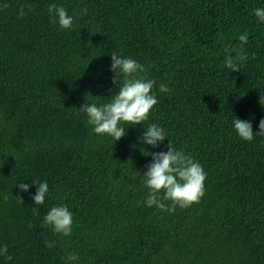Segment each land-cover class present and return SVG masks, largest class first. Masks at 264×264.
Masks as SVG:
<instances>
[{
  "label": "trees",
  "instance_id": "16d2710c",
  "mask_svg": "<svg viewBox=\"0 0 264 264\" xmlns=\"http://www.w3.org/2000/svg\"><path fill=\"white\" fill-rule=\"evenodd\" d=\"M51 4L79 14L71 30L52 22ZM257 7L264 0H0V245L12 257L0 264H264V137L245 142L232 126L235 116L255 132L264 117ZM113 52L155 82L143 126L158 124L203 166L198 203L146 207L141 148L166 149L142 144L141 125L116 142L97 136L79 111L86 94L102 103L115 92ZM237 54L232 72L224 60ZM31 180L48 183L44 205L35 186L15 187ZM59 204L73 213L67 237L42 224Z\"/></svg>",
  "mask_w": 264,
  "mask_h": 264
},
{
  "label": "clouds",
  "instance_id": "9594fccd",
  "mask_svg": "<svg viewBox=\"0 0 264 264\" xmlns=\"http://www.w3.org/2000/svg\"><path fill=\"white\" fill-rule=\"evenodd\" d=\"M85 12L86 9H81L80 14ZM48 13L52 22L63 30H71L75 26L76 16L79 15L69 14L65 7L56 4L49 5ZM19 15H25L22 7L19 9ZM253 15L259 23L264 24V7L255 8ZM240 39L245 40L246 37L241 36ZM244 59L240 54L226 56L224 67L232 72L238 71V62ZM110 60L109 71L112 73V84L116 86V90L107 102L102 103L89 100L88 97H93L91 94L85 95V102L81 104L79 111L86 117V123L94 134L110 137L114 142L126 135L127 127L141 125L144 131L138 139L142 144L153 149L163 145L166 149L149 152L141 148L144 156H151L146 169L142 174L139 173L144 187L148 189L143 201L146 207L154 206L158 210L172 213L176 207L187 208L198 203L205 193L206 173L203 166L183 150L173 147L164 128L156 123L143 126L149 119L150 111L158 103L157 94L153 91L155 82L142 75L146 71L145 66L131 57L113 52L110 54ZM158 90L161 93L170 91L166 84H160ZM259 103L264 107L262 98ZM232 126L237 136L245 142L264 137V117L260 118L255 132L252 121L235 116ZM166 139L168 143L164 144ZM32 186H35V193L31 195L32 202L35 206L44 205L50 195L46 181L37 183L31 180V185L21 182L16 183L15 187L19 192L27 194ZM17 197L21 199L20 196ZM164 201H170V206ZM42 224L50 227L54 233L70 236L73 230V213L64 204L54 205L43 216ZM54 246V241L45 240V247ZM7 253V246L0 245V257L10 261L12 257ZM77 259L76 255L68 256L70 262Z\"/></svg>",
  "mask_w": 264,
  "mask_h": 264
}]
</instances>
